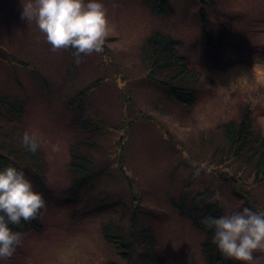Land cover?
I'll use <instances>...</instances> for the list:
<instances>
[{
  "label": "rangeland",
  "instance_id": "obj_1",
  "mask_svg": "<svg viewBox=\"0 0 264 264\" xmlns=\"http://www.w3.org/2000/svg\"><path fill=\"white\" fill-rule=\"evenodd\" d=\"M169 1L172 12L159 17L142 0H101L103 53L78 61L76 52L53 50L36 22L23 16L27 0H0L5 45L37 65L41 76L18 71L23 87L16 93L26 104V133L45 157L48 185L43 231L22 234L2 264H125L102 229L128 219L132 197L139 202V225L153 229L164 264H218L204 255L205 236L179 215L173 199L190 204L198 194L209 195L224 215L243 207L264 210V181L254 180L245 159H228L222 128L249 112L264 135V0ZM203 21L232 41L216 55L207 53ZM153 31L177 39L200 75L198 98L188 107L169 98L143 60ZM92 85L91 92L85 89ZM80 90L89 95L85 116L101 131L80 133L71 123L64 101ZM85 138L102 172L71 193V144ZM254 255L264 264V252Z\"/></svg>",
  "mask_w": 264,
  "mask_h": 264
},
{
  "label": "trees",
  "instance_id": "obj_2",
  "mask_svg": "<svg viewBox=\"0 0 264 264\" xmlns=\"http://www.w3.org/2000/svg\"><path fill=\"white\" fill-rule=\"evenodd\" d=\"M149 11L157 16H166L171 13L169 0H142ZM201 3L206 0H199ZM203 12V8L201 9ZM2 31V32H1ZM0 24V78L4 79V86L0 80V167L13 164L21 168L26 176L32 180L34 188L38 191L44 203V193L47 192V178L45 168V157L39 147L37 151L28 150L23 144V136L26 133L22 122L25 117L26 104L16 93L22 89L23 84L18 78L19 72H27L34 80H39V69L33 62L29 63L25 56L12 51L11 46L5 45V35ZM202 39L208 48L207 53L216 55L217 50L223 44L232 42L226 38L223 32L214 33L210 31L205 21L201 26ZM142 56L144 62L149 66V72L153 80L173 99L176 104L188 107L198 98L200 75L188 61L187 56L181 53V43L171 35L153 31L145 42ZM69 50L75 52L74 49ZM13 52V53H12ZM71 70L68 69L67 75ZM7 79H9L7 81ZM13 81V90L9 82ZM45 84L46 81H41ZM63 85V84H62ZM61 85V86H62ZM96 85L86 87L87 91L95 89ZM89 96L80 90L71 94L65 102V108L71 109V123L80 132L101 131V127L90 116H85V99ZM226 144V155L228 159L243 160L251 166L253 177L256 182L264 181V135L255 130L253 118L249 112L243 114L242 121L227 124L222 127ZM211 141H214L211 140ZM70 150V172L72 177L71 189L68 192L75 193L84 186L89 185L94 177L102 171L96 163L93 152L94 144L90 140L77 139L71 144ZM102 169V168H101ZM91 181V182H90ZM130 185L129 182H127ZM130 189V186H129ZM178 213L181 217L188 219L205 236L201 245L207 258L215 257L218 264H232L226 260L212 242L213 232L201 221L205 216H220L223 214V206L216 201H209V195L198 194L192 198L190 204L186 200L176 202L173 199ZM127 220H121L118 225L107 224L103 227V237L109 247L124 261L125 264H164L159 249H157V238L152 228L139 225V202L132 197L126 206ZM42 213L33 221L22 222L20 225H12L13 229L22 234L27 232H42L43 224L40 222ZM127 216V215H126ZM125 216V217H126ZM124 226H129L124 229ZM142 249L141 251L139 249Z\"/></svg>",
  "mask_w": 264,
  "mask_h": 264
},
{
  "label": "clouds",
  "instance_id": "obj_3",
  "mask_svg": "<svg viewBox=\"0 0 264 264\" xmlns=\"http://www.w3.org/2000/svg\"><path fill=\"white\" fill-rule=\"evenodd\" d=\"M23 16L36 22L53 50L74 49L78 61L103 53L107 19L101 0H27ZM23 144L32 152L40 146L28 133ZM216 199H221L219 193ZM44 210L41 194L21 168L0 167V264L21 243V233L12 225L33 221ZM201 222L212 230V242L226 260L258 264L254 253L264 252V210L243 207L227 215L205 216Z\"/></svg>",
  "mask_w": 264,
  "mask_h": 264
}]
</instances>
